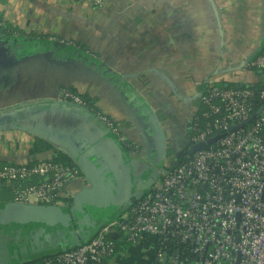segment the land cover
Instances as JSON below:
<instances>
[{
	"label": "crops",
	"instance_id": "obj_1",
	"mask_svg": "<svg viewBox=\"0 0 264 264\" xmlns=\"http://www.w3.org/2000/svg\"><path fill=\"white\" fill-rule=\"evenodd\" d=\"M0 16L22 32L0 34V168L61 153L79 172L66 206L0 187V264H35L128 213L180 162L207 84L256 81L244 69L264 55V0H0ZM154 252L145 238L108 264H155Z\"/></svg>",
	"mask_w": 264,
	"mask_h": 264
},
{
	"label": "built area",
	"instance_id": "obj_2",
	"mask_svg": "<svg viewBox=\"0 0 264 264\" xmlns=\"http://www.w3.org/2000/svg\"><path fill=\"white\" fill-rule=\"evenodd\" d=\"M244 70L259 72L256 81L241 79L232 87L209 82L200 96L208 109L204 117L214 119L203 129L193 126L189 145L222 135L217 142L183 155L134 200L128 213L111 220L93 239L46 257L42 264H108L115 255L112 235L127 245L151 238L155 264H161L164 254L168 264H264V55ZM62 97L84 106L70 91H62ZM255 97L263 105L251 125L230 132L252 116ZM99 118L116 132L112 121ZM78 177L76 168L52 159L32 161L1 167L0 187L8 188L19 204L66 206L71 198L66 186Z\"/></svg>",
	"mask_w": 264,
	"mask_h": 264
},
{
	"label": "trees",
	"instance_id": "obj_3",
	"mask_svg": "<svg viewBox=\"0 0 264 264\" xmlns=\"http://www.w3.org/2000/svg\"><path fill=\"white\" fill-rule=\"evenodd\" d=\"M16 33H18V34H20V33H22L18 28H16V27H13L12 25H10V24H8V23H6V22H4L3 21V19H2V17L0 16V34H2L3 35V37L5 38V39H9V38H11L12 36H14V35H16ZM33 39L35 38V37H32ZM222 87H225V86H222ZM74 94V93H73ZM81 100H82V102L84 103V106L85 107H87V108H89V106H91V104H90V101L86 98V97H80V96H78ZM253 102H254V105H255V107H254V112L252 113V116H254V118H255V114H256V112H257V109L261 106V105H263V103L262 102H260L256 97L253 99ZM208 112V109L207 108H205L204 106H202V109H201V111L200 112H198L197 113V115L194 117V119H193V121H192V127L194 126V125H196V128L197 129H203V127L205 126V124L207 123V122H211L212 121V119H214L213 117L212 118H206V117H204V114L205 113H207ZM253 118V119H254ZM251 125V123L249 124V125H247L246 127H249ZM245 127V128H246ZM193 132L191 131V134H192ZM43 149H45V147H43ZM52 160L54 161V162H58V163H60V164H62V165H66V166H69V167H73V165L71 164V162H70V160L68 159V158H66L63 154H61V153H56V154H54L53 155V157H52ZM99 232V231H98ZM98 232H96V235L98 234ZM95 235V236H96ZM94 236V237H95ZM93 239V238H92ZM109 239H111L113 242H114V245H115V247H114V254L117 252V250L119 249V247H125V243L124 242H122L119 238H117V237H115V238H109ZM78 245H76V244H74V245H71V246H66L63 250H68V249H74V248H76ZM60 251H62V250H60ZM167 252L169 253V254H172V253H174V249L173 248H170V247H168L167 246ZM53 254H46V255H44V256H42V257H40L39 259H38V261L35 263V264H42V262H43V260L46 258V257H49V256H52Z\"/></svg>",
	"mask_w": 264,
	"mask_h": 264
},
{
	"label": "water",
	"instance_id": "obj_4",
	"mask_svg": "<svg viewBox=\"0 0 264 264\" xmlns=\"http://www.w3.org/2000/svg\"><path fill=\"white\" fill-rule=\"evenodd\" d=\"M254 118V116H251L248 120H246L245 122H242V123H239V124H236L235 126H233L231 129H230V132H233L234 130L238 129V128H242L244 127L245 125H247L252 119ZM222 137V135H216L206 141H201V142H198L196 144H193V145H189L187 144L185 146V149L180 151L176 158L177 159H180L183 155L185 154H192V153H195L209 145H212L214 144L215 142H217L220 138ZM170 170V169H169ZM168 170V171H169ZM167 173V172H166ZM15 209H20L22 211V214H24L25 216L27 217H31L33 214H38V216H42L44 215L45 217H48V218H56L58 217V215L61 213L59 210H57V208H52V207H44V208H34V207H26V206H16V207H13ZM36 216V218L38 217ZM35 218V217H34ZM116 236L115 235H112V238H115ZM80 245V243L78 244ZM156 254V250L154 252V255ZM169 263V260L166 258V254H164L163 256V260L161 262V264H167ZM178 264V263H177Z\"/></svg>",
	"mask_w": 264,
	"mask_h": 264
}]
</instances>
